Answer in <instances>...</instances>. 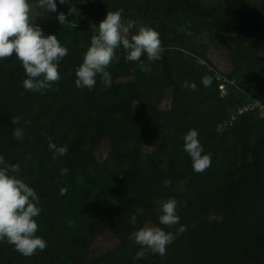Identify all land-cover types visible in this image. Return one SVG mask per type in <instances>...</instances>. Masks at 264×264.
Returning a JSON list of instances; mask_svg holds the SVG:
<instances>
[{"label": "trees", "instance_id": "trees-1", "mask_svg": "<svg viewBox=\"0 0 264 264\" xmlns=\"http://www.w3.org/2000/svg\"><path fill=\"white\" fill-rule=\"evenodd\" d=\"M69 6L77 11L63 25L56 13L40 11L51 18L48 24L33 19L69 49L61 79L43 94L23 88L15 54L0 60V153L20 164V178L38 192L37 235L48 242L32 256L0 243V264H264V115L245 110L255 99L264 106V0H71L58 3L57 12ZM200 6L202 15L194 11ZM118 9L125 21H135L129 38L138 26L159 32L162 58L145 72L126 62L121 48L119 62L109 66L111 87L97 77L93 90L77 88L75 68L96 27ZM196 35L207 43H194ZM210 48L224 54L228 74L217 71ZM206 73L214 76L208 88L200 84ZM185 79L197 90L184 88ZM17 115L23 116L18 125L11 120ZM17 126L26 129L22 142L12 135ZM192 128L212 153L203 173L192 170L183 150ZM49 137L68 144L69 152L53 159ZM104 143L108 151L100 159ZM61 168L68 172L61 175ZM169 178L172 185L165 187ZM170 197L180 202L187 230L165 257L148 253L137 260L130 233L157 225L160 204ZM161 227L174 232L177 226ZM104 235L116 245L95 253Z\"/></svg>", "mask_w": 264, "mask_h": 264}, {"label": "clouds", "instance_id": "clouds-1", "mask_svg": "<svg viewBox=\"0 0 264 264\" xmlns=\"http://www.w3.org/2000/svg\"><path fill=\"white\" fill-rule=\"evenodd\" d=\"M59 4H69L71 0H37V8L41 12L56 13V20L63 25L75 14L77 8L69 6L68 12H57ZM122 9L108 11L105 18L96 27L90 45L83 54L82 62L75 68V85L77 88H87L89 91L97 84V77L105 85L111 87L113 76L109 66L120 60L119 50L124 51L126 62H137L142 71L150 72V62L162 58L164 46L160 34L148 26L139 27L138 31L128 38L126 35L135 27V21L122 18ZM56 34H45L44 30L32 18L30 0H0V60L15 54L24 69L25 78L22 86L25 90L39 92L50 88L54 82L61 79L59 65L68 54ZM142 57H146L148 63ZM214 83V76L204 74L200 84L208 88ZM182 86L192 91L197 90V83L185 79ZM23 119L22 115L13 116L16 125ZM26 120L25 124H30ZM26 129L14 127L12 135L15 140L25 139ZM43 134V133H42ZM183 150L192 161V170L203 173L211 167L212 153L205 152L196 128L188 130L183 136ZM48 150L53 159L65 156L69 152L68 144L60 145L51 137L48 138ZM21 166L11 163L0 153V243L7 242L24 256H32L37 251H44L48 246L45 238L37 235V218L42 212L38 192L20 178ZM68 172L61 168L60 174ZM165 187L172 185V180L163 181ZM67 189L61 188L60 195H65ZM180 202L170 197L160 204L158 224L135 229L129 235V240L139 246L135 253L137 260L145 258L148 253L165 257L168 245L172 244L178 235L187 230V225L180 223L178 214ZM136 214L130 217V223L135 224ZM177 226L175 231L165 230Z\"/></svg>", "mask_w": 264, "mask_h": 264}, {"label": "rangeland", "instance_id": "rangeland-1", "mask_svg": "<svg viewBox=\"0 0 264 264\" xmlns=\"http://www.w3.org/2000/svg\"><path fill=\"white\" fill-rule=\"evenodd\" d=\"M196 13L202 15L203 14V9L200 6L198 9L194 10ZM32 17L34 19V21L39 22V23H44V24H48L51 21V18L48 16H42L40 14L39 9L37 8V3L33 2L32 3ZM139 29V26L138 28ZM185 27H182V31H185ZM129 38V33L126 34ZM193 42L196 44L199 43H207L206 40V36L205 35H196L193 38ZM208 56L210 57V59L214 62L217 71L220 74H228L231 70V65L228 63V61L226 60L224 54L215 51L214 49L210 48L208 49ZM170 93L167 94L166 98L162 101L161 103V108L164 111H167L170 107ZM248 109H253V108H258V111L264 115V106L262 105V103L259 100H251L247 103ZM150 147L146 146L145 147V151L148 152L150 151ZM108 151V144L104 143L100 149L97 152V155L100 159H104V157L106 156V153ZM116 245V240L112 237H110L109 235H104L98 242L96 248H95V253H99L100 251L112 248L113 246Z\"/></svg>", "mask_w": 264, "mask_h": 264}, {"label": "built area", "instance_id": "built-area-1", "mask_svg": "<svg viewBox=\"0 0 264 264\" xmlns=\"http://www.w3.org/2000/svg\"><path fill=\"white\" fill-rule=\"evenodd\" d=\"M220 89L224 90V85H221V86H220ZM246 109H248V107H246L245 110H246ZM241 111H243V110H241Z\"/></svg>", "mask_w": 264, "mask_h": 264}]
</instances>
